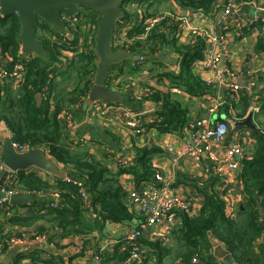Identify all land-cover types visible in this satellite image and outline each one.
I'll list each match as a JSON object with an SVG mask.
<instances>
[{
  "label": "trees",
  "instance_id": "obj_1",
  "mask_svg": "<svg viewBox=\"0 0 264 264\" xmlns=\"http://www.w3.org/2000/svg\"><path fill=\"white\" fill-rule=\"evenodd\" d=\"M171 1L185 9L211 13L223 8L228 0H125L121 5L124 16L117 22V26L121 25V21L131 22L127 38L132 42L133 51L145 52L149 49L151 37L159 35L158 39L166 44L165 47L170 45L181 53L178 73L159 75L155 86L149 83L143 86L152 90L150 99L159 104L148 127L155 128L160 133L181 135L189 117V109L185 108L182 96L173 89L197 97L209 93L212 88L194 73L192 67L193 61L203 55L206 46L203 39L194 45L180 43L177 37L167 34L166 31L172 30L167 20L150 32L147 38H141L145 32L144 21L160 14L162 6ZM78 14H82L85 19L76 23L70 45L51 42L45 35L43 38L37 37L46 48V55L43 57L22 53L19 39L21 22L16 15L0 17L2 53L12 58L10 64L5 65L6 69H11L16 62L24 64V72L19 82L5 78V82L0 84V124L7 126L12 141L17 145L29 149L44 147L50 158L70 175V180L55 177L52 181L36 170L16 172L20 188L41 193L57 189L61 193V199L53 207L50 206L51 198L37 200L33 197L35 195H32L33 201L30 203L14 204L31 210L26 216L11 217L7 227L0 226V252L6 250L8 239L12 235L9 227H33L35 232L48 234L51 231L50 238L54 240L52 236L60 239L71 236L86 238L94 230H104L107 221L133 224L136 217H139L130 207L128 192L121 183V177L125 173L132 174L138 185L140 182L151 181L158 171L152 163L153 150L146 145L134 143L132 155L135 160L127 168H111L87 148H80V143L76 149L72 148L71 135L66 130L61 114L69 111L76 115L77 108L82 106L83 99L93 85L94 75L99 67L96 50L86 49L95 44L99 15L85 9H80ZM40 27H49L51 30L47 29L50 35H63L44 20L37 22V30ZM163 27L167 28L162 29ZM157 30H164V33H155ZM80 40L82 47L78 46ZM258 47L264 49V38L260 39ZM152 48L156 49V46ZM70 52L72 55L68 54ZM60 58L66 60L61 70L58 69V64L64 61ZM141 67L130 68L128 75L142 70ZM114 70L117 68L112 71ZM120 71H124V68ZM72 77L75 79L68 86ZM114 77L110 75L109 87L114 84ZM120 85L119 83L118 86ZM119 88L122 89V86ZM45 89L48 93H45ZM36 94L42 95L40 104L36 101ZM224 111L232 119L245 115V110L238 115L231 114L228 107ZM252 133L255 144L242 158V170L238 174V180L243 186L242 207L238 208L237 213L227 211L225 192L216 185L221 180L215 178L210 189L204 191L198 214H178V226L170 237L180 249L171 264H192L195 255L203 263L216 264L212 252V238L223 244L237 264H264V222L259 220L260 213L264 216V133L259 127L252 130ZM99 142L107 145L103 139ZM104 154L110 155L107 152ZM82 189L88 194V200L97 217L88 215L89 207L81 195ZM41 222L47 223V226ZM37 223L40 224L36 225ZM134 243L143 245V249H146L142 250L143 253L147 256L151 254L156 264H167L165 259L174 250L173 246L165 245L163 240L150 241L141 236L136 242H132L127 236H122L110 250H97L102 257L100 264L126 263L132 254ZM39 252L37 249L28 253L20 252L12 258L11 264H24L25 259H29V264H61L62 258L51 255L49 259H44ZM148 259H145V264Z\"/></svg>",
  "mask_w": 264,
  "mask_h": 264
},
{
  "label": "crops",
  "instance_id": "obj_2",
  "mask_svg": "<svg viewBox=\"0 0 264 264\" xmlns=\"http://www.w3.org/2000/svg\"><path fill=\"white\" fill-rule=\"evenodd\" d=\"M237 1L241 3L240 8L236 9L231 18L227 17L225 23L221 11L207 13L200 10L196 11L194 9H185L176 5L173 1L169 2L167 5L165 4L162 9L169 6L168 9H170L173 14L177 13L185 15L194 26L205 30L207 36L216 35L217 38L220 39L218 44H216L213 48L215 55L219 57L220 66L222 68L227 66V69L235 73L236 77L232 78V80H237L243 87L242 91L239 93V98L235 103V107L233 106V112L238 115L241 111L245 110L244 116H238V119H240L239 121H241L249 114V110L252 105L259 104L261 108L260 112L252 116V122L255 124L256 128H258L257 125L264 122V49L258 47V43L264 35V24L262 22L252 23V18L254 16V3L259 2L263 4L264 0ZM233 20L242 24L239 32L235 31L234 28L229 27L228 22ZM170 24L172 28L175 27V25L171 22ZM166 28L167 27H163L162 29ZM162 31L157 30L155 33ZM166 32L170 37H172L171 33L173 32V29ZM181 34V40H179V42L187 44L188 31L184 29ZM44 35L47 36L51 42L55 41V39H53L55 34L50 35L46 27L44 29L40 27L37 30V37L43 38ZM158 36L159 35L152 36L148 43L150 46L146 51L149 54L148 59L150 60V63L146 65L147 68L143 67L142 70L133 74V84H136L139 88L146 85L149 80H151L150 84H152L153 76H156L155 79L157 80L159 75L161 76L162 74L170 72L178 73L180 71V62L182 60L181 53L175 47L170 45L165 47L166 44H162L159 41ZM152 46H156V49L152 48ZM60 59L64 61V58ZM203 59L204 55H202L201 58L195 59V61H203ZM11 60L12 58L10 55L2 53V46L0 44V84L5 82L3 70L6 68L5 65L10 64ZM195 61L192 63L194 73L203 80L209 79L212 82V90L208 94H203V96L197 97L191 96L182 90H173L177 91L182 96V102L185 108L189 109V116H195L196 118H203L207 120L211 118L213 119L216 115H212L211 117L208 112V107L216 104V102L224 98L225 82L230 81L231 78L224 73V80L220 81L213 69L206 68L203 62L195 63ZM120 69L121 68H117V70L112 71L111 75L116 76L117 72L124 73L126 71L123 74V77L126 78L125 83L128 82V85H131L130 82L133 75H127V71L129 69L126 68L124 71H118ZM141 71H145L144 75ZM251 81L257 83L258 86V88L254 91L249 90V83ZM243 83L245 86H243ZM113 89L124 96V100L121 102L123 105L128 106L133 111L146 113L147 117H151L155 113L156 108L159 107V104L153 99L137 100L129 97L126 85L122 86V89H118L117 87ZM254 97H256L257 100L254 99ZM225 109H227V107L220 108L218 113L219 118L221 114H225ZM75 118L81 125L77 130L75 141H72V148H77L76 145H73V143L78 144L79 139L84 140V145H80L79 147L87 148L93 155L103 159L108 165H110L111 168H116L111 152L125 157L132 153L134 143L141 145L145 144L151 148L153 150L152 163L161 172L164 180H168L170 182L167 192H172L182 198L192 200L194 208L192 215L198 214L202 207L205 189H210L212 182L216 179H220L221 182L226 183L228 193L226 200L228 208L227 211L231 212L242 207L241 202L244 200L243 192L240 190L239 180L236 174L225 169L223 172H219L214 163L204 152L195 156L187 154L180 155L178 153L179 151L184 150V145L186 143H191L190 139L184 134L177 135L172 133H160V131L155 128L146 127V130L142 135H134L130 133L123 123L114 119L103 118L98 115L92 116L91 119H88L86 116V109L84 108L80 111L77 108ZM255 129L248 127H238L236 129L231 128L230 137L232 135H234L233 137L238 135L242 145L248 151H251L249 149H251L255 144V137L252 130ZM9 134L10 131L7 129V126L0 124L1 144ZM100 139L105 140L107 145H101L99 142ZM170 147H172L173 150H170ZM106 152L110 155L106 156L104 154ZM59 168L64 170V168L60 166ZM3 172H0V181ZM41 173L49 180L53 181L55 179L54 176L48 173ZM221 182L217 181L216 185H219ZM121 183L128 192L135 186L133 175L125 173L121 177ZM5 187V181L3 186L0 183V196L2 195V190H4ZM49 193L50 191L46 194L43 193L33 197L37 200H41V198L47 199V195ZM23 203L27 202H11V205L14 206V204ZM134 212L139 217H136L137 220L143 218V216L136 210ZM177 219L178 218H175L174 221H177ZM41 223H43L44 226H47V223ZM38 224L40 223H37L36 225ZM177 226L178 221L174 224V226H172V223L167 222L158 228L147 229L143 236L147 237L150 241L163 240L165 245L174 247L175 241L172 237H170V235L173 230L177 228ZM133 227H135L134 223L129 224L127 222L119 223L107 221L104 230H94L93 234H89L86 238H83L82 236H71L60 239L52 236L55 241H53L55 243L53 248L49 247V245L45 243L26 244L21 248H9V246H7L5 251L0 252V264H11L12 258L16 254L20 252L28 253L30 250L35 249L40 250L39 254L44 259H49L51 255L62 258L60 261L61 264H100L98 258H96L100 253L97 252V250L99 248L100 251L105 249L110 250L114 246L117 239L122 236H126L127 231ZM10 228L14 227H9V229ZM18 228H21L24 232H35L33 227ZM51 233L52 232L50 231V235ZM211 240L213 243L212 252L214 254V261L216 264H236L222 243L218 242L215 238H212ZM79 247L81 248L78 251ZM141 249L146 250L143 249V245H141ZM171 254L165 259L167 264H171L173 262L174 257H172ZM146 258H149L147 264H156V261L153 259L151 254L148 256L146 255ZM28 262L29 259H25L23 263L29 264ZM130 264H136V262H132Z\"/></svg>",
  "mask_w": 264,
  "mask_h": 264
},
{
  "label": "built area",
  "instance_id": "obj_3",
  "mask_svg": "<svg viewBox=\"0 0 264 264\" xmlns=\"http://www.w3.org/2000/svg\"><path fill=\"white\" fill-rule=\"evenodd\" d=\"M240 4L237 0H228V2L221 8V11L224 19V23L226 22L227 17H232L237 8H240ZM220 5V3H219ZM217 11V12H219ZM79 12V11H78ZM78 12L74 15H70L67 13H63L62 18L65 22L66 28L61 36H55L54 42L58 44L70 45V41L73 39V33L76 29V23L85 19L82 14H78ZM124 13V12H123ZM264 13V5L259 2L254 3V16L252 18V23H260L264 24V17H261L259 14ZM4 14L0 10V17H3ZM164 20H169L172 24L175 25L171 36L177 37L181 40V33L184 29L188 31L187 44L194 45L200 39L205 41V49L203 52L204 59L196 60L195 63L203 62L206 68L213 69L216 73L217 77L220 81L224 80V73L231 78L230 81L225 82V90H224V98L216 102L214 105H210L208 107V112L210 116H214L211 119H203L196 118L195 116H189L182 131L187 138L190 139L191 143H186L184 145V150L179 151L180 155L187 154L191 156L199 155L202 152L206 153L210 160L214 163L217 170L219 172H223L224 169L229 172H233L238 177L239 172L242 170L241 168V160L248 151L240 142V137L237 135L230 137L231 127L230 124L222 120L218 117V113L220 108L228 107V111L231 114L233 112V106L235 107V103L239 98V93L242 91L243 87L237 80H232V78L236 77V74L227 69V66L221 67L219 57L215 55L213 48L216 44H218L219 40L217 36H207L205 30L194 26L189 18L185 15L181 14H173V12L163 11L160 14L150 17L146 19L145 22V32L142 35V39L148 37L150 32H153L155 28L160 25ZM229 23V27L234 28L235 31H240L242 24L236 20H233ZM131 28V22L121 21V25L116 26L112 38V48L114 50H125L132 54L137 55V59L130 62L132 67L144 66V62L147 61L145 57L144 51H133L132 42H130L127 38V33ZM176 29V30H175ZM264 38V35H263ZM78 46L82 47V40L79 41ZM212 48V50H211ZM86 49L96 50L95 44L88 46ZM68 52V51H67ZM72 55V53H68ZM66 61V60H65ZM62 62L58 64V69H63V66L66 62ZM128 66V65H127ZM126 69V67H124ZM24 72V64L23 62H16L13 64L11 69H4L3 76L4 78H9L14 80L15 82H19L22 78ZM145 73V71H142ZM206 85L211 88L212 82L208 80H204ZM94 83V79H93ZM120 81L114 80L113 86L110 88L117 87L119 89ZM16 84V83H15ZM15 86H18L16 84ZM131 87V88H130ZM258 88L257 83L250 82L249 90L254 91ZM127 91L129 97L142 100V99H150L152 95V90L147 87H137L136 84H132L127 86ZM264 92V91H263ZM45 93H48L45 89ZM208 94V93H207ZM41 95V94H40ZM42 97V95H41ZM254 99L257 100L256 97ZM259 104L252 105L249 114H257L260 112ZM101 116L103 118H111L118 122L123 123L130 133L134 135H142L148 127V124L153 121L154 114L151 117H147L146 113L136 112L131 110L128 106L123 105L122 103H114L107 101H94L86 108V116L88 119H91L92 116ZM247 115V116H248ZM246 116V117H247ZM61 118L64 120L66 125V130L70 133V140L75 141V137L77 136V130L80 127V123L76 120L74 114L69 111H64L61 114ZM234 120H240L238 117H233ZM211 120V121H210ZM264 123V122H263ZM258 126V125H257ZM261 131L264 133V124L262 126H258ZM10 138L12 141V135L10 132ZM230 137V139H229ZM1 139V138H0ZM80 145H84V140H78ZM78 143V144H79ZM13 146L19 152H26L29 149L26 146H19L15 142L12 141ZM73 143V145H78ZM145 145V144H143ZM173 150L172 147L169 148ZM251 150V149H249ZM112 153L113 162H115L116 166L127 168L128 165L134 163V155L132 153L123 157L120 154ZM122 164V165H120ZM6 166L2 161V151H1V142H0V172L6 170ZM28 170H36L41 173L40 170L36 168H29ZM42 174V173H41ZM70 180V178H66ZM169 181L164 180L161 172L158 170L153 176L151 181L140 182L138 185L130 189L128 191V201L132 211L135 210L143 216L140 220H134L133 228H130L127 233V239L132 242H136L141 236L144 235L147 229H155L158 228L167 222L172 223V226L179 220V213H188L190 215L193 214V202L190 199L182 198L175 193H168L167 188L169 186ZM5 189L2 190V195L0 196V226L5 225L7 227V223L9 219L13 216H26L30 212V208L13 206L11 205V196L14 194H21L26 196L32 195H41V192H30L28 190H24L20 188L18 185V178L15 171H10L5 179ZM240 190L243 191V186L239 181ZM218 189L225 192V199L227 200L228 193L226 183L222 182V184L218 185ZM46 194V193H45ZM82 197L86 200V206L89 207V214L93 217H97V213L94 212V208L90 205L88 200V194L84 189L81 192ZM48 198H51L50 206H57L58 201L61 199L60 191L50 190V193L47 195ZM263 210V209H262ZM237 213V210H234V213ZM175 218H178L177 221H174ZM261 222H264V216L260 213ZM9 230V229H8ZM12 235L8 239L9 248H18L24 247L26 244H38L45 243L49 245V247L53 248L55 246V241L50 238V234L48 233H38V232H24L21 228L14 227L11 228ZM54 241V242H53ZM81 247L78 248V251ZM98 261L101 260V254L99 253ZM146 255L143 253L141 246L136 245L134 243V247L132 250L131 256L128 258V261L124 264H130L132 262H136V264H145ZM1 262V258H0ZM192 264H206L201 261V259L195 255L192 258Z\"/></svg>",
  "mask_w": 264,
  "mask_h": 264
},
{
  "label": "water",
  "instance_id": "obj_4",
  "mask_svg": "<svg viewBox=\"0 0 264 264\" xmlns=\"http://www.w3.org/2000/svg\"><path fill=\"white\" fill-rule=\"evenodd\" d=\"M125 0H0V10L4 15L14 14L21 22L19 39L21 51L24 55H46L45 45L37 38V22L44 20L55 31L63 33L66 25L62 18L63 13L76 14L80 9L92 10L99 15L97 32L95 36L96 54L99 67L94 75V83L88 95L83 99V108L86 109L94 101H107L121 103L124 96L109 87L108 80L113 68H124L127 62L137 59V55L125 50H114L111 42L117 22L124 16L121 5ZM264 17V13L259 14ZM243 86L245 84L243 83ZM38 104L41 95L35 96ZM220 119L227 121L232 129L248 127L255 129L252 114L244 120H234L226 114H221ZM2 161L6 166L0 183L4 181L10 171L28 170L36 168L56 178H70V175L59 168V165L48 155L46 149L37 146L26 152H19L13 146L10 135L1 144ZM12 203L31 202L32 197L14 194ZM237 264V263H236Z\"/></svg>",
  "mask_w": 264,
  "mask_h": 264
},
{
  "label": "rangeland",
  "instance_id": "obj_5",
  "mask_svg": "<svg viewBox=\"0 0 264 264\" xmlns=\"http://www.w3.org/2000/svg\"><path fill=\"white\" fill-rule=\"evenodd\" d=\"M264 4V3H263ZM164 6V5H163ZM162 6V7H163ZM165 7H167V6H165ZM169 8V6L167 7V8H164L163 10H162V12L163 11H168V12H170L171 10L170 9H168ZM49 30H51L49 27H47ZM233 49H234V47H233ZM232 49V50H233ZM145 53V57H146V59L148 60V61H146V62H144V66L143 67H146V65H148V63H150V60L148 59L149 58V54L147 53V51H145L144 52ZM128 66H126V68L128 67V69L130 70V68H132V67H130L131 66V63H129V62H127L126 63ZM130 67V68H129ZM142 68V67H141ZM147 68V67H146ZM118 71H120V70H118ZM126 72V71H125ZM124 72V73H125ZM142 72V71H141ZM124 73H120V72H117V74H116V78L114 77L113 79L114 80H116L117 82L118 81H120V78H121V82H120V86L119 87H121V86H125L126 85V87L127 86H129L128 85V82H126L125 83V77H123V74ZM143 75H144V73H142ZM127 75H128V71H127ZM128 76H131V75H128ZM153 78V80H152V84H150V82H151V80H149V81H147V83H149V85H152V86H155L156 84H157V80L155 79L156 78V76H153L152 77ZM73 79H75V78H71L69 81H71V80H73ZM132 80H131V82H134V75H133V78H131ZM136 80V79H135ZM71 83H73V81H71L70 82V84H67L68 86H71ZM73 86V85H72ZM67 93V92H66ZM65 93V94H66ZM82 108H83V104H82V106L80 107V108H78L79 109V111L80 110H82ZM255 119V118H254ZM264 123H260L258 126H262ZM169 239H171V238H169ZM178 249H180V246L176 243V242H174V250L172 251V254H171V256L172 257H175L176 256V254H177V252H178Z\"/></svg>",
  "mask_w": 264,
  "mask_h": 264
}]
</instances>
